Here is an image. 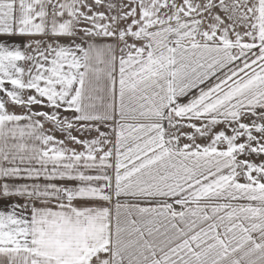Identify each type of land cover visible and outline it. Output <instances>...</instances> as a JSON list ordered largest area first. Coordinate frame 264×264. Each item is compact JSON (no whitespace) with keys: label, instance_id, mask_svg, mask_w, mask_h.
<instances>
[{"label":"snow or ice","instance_id":"1","mask_svg":"<svg viewBox=\"0 0 264 264\" xmlns=\"http://www.w3.org/2000/svg\"><path fill=\"white\" fill-rule=\"evenodd\" d=\"M0 264H264V0H0Z\"/></svg>","mask_w":264,"mask_h":264}]
</instances>
